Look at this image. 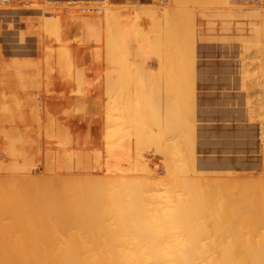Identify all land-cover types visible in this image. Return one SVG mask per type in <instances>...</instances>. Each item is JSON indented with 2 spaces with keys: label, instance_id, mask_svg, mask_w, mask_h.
I'll return each instance as SVG.
<instances>
[{
  "label": "bare ground",
  "instance_id": "6f19581e",
  "mask_svg": "<svg viewBox=\"0 0 264 264\" xmlns=\"http://www.w3.org/2000/svg\"><path fill=\"white\" fill-rule=\"evenodd\" d=\"M0 264H264V0H0Z\"/></svg>",
  "mask_w": 264,
  "mask_h": 264
},
{
  "label": "rangeland",
  "instance_id": "374dc122",
  "mask_svg": "<svg viewBox=\"0 0 264 264\" xmlns=\"http://www.w3.org/2000/svg\"><path fill=\"white\" fill-rule=\"evenodd\" d=\"M221 32H223V31H221ZM221 32H220V34L223 35V33H221Z\"/></svg>",
  "mask_w": 264,
  "mask_h": 264
}]
</instances>
